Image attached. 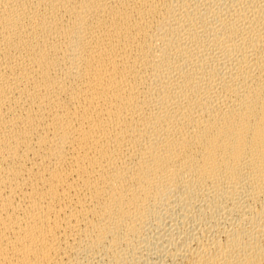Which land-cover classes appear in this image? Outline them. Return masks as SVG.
I'll return each mask as SVG.
<instances>
[{"label": "bare ground", "instance_id": "1", "mask_svg": "<svg viewBox=\"0 0 264 264\" xmlns=\"http://www.w3.org/2000/svg\"><path fill=\"white\" fill-rule=\"evenodd\" d=\"M0 264H264V0H0Z\"/></svg>", "mask_w": 264, "mask_h": 264}]
</instances>
